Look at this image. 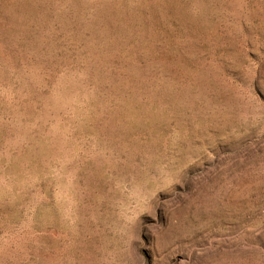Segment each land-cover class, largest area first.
<instances>
[{
  "label": "rangeland",
  "instance_id": "rangeland-1",
  "mask_svg": "<svg viewBox=\"0 0 264 264\" xmlns=\"http://www.w3.org/2000/svg\"><path fill=\"white\" fill-rule=\"evenodd\" d=\"M0 264H264V0H0Z\"/></svg>",
  "mask_w": 264,
  "mask_h": 264
}]
</instances>
